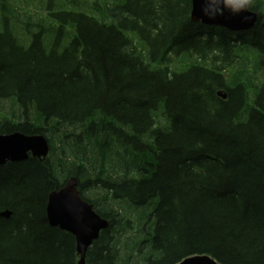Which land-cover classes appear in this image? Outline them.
<instances>
[{
	"label": "trees",
	"instance_id": "16d2710c",
	"mask_svg": "<svg viewBox=\"0 0 264 264\" xmlns=\"http://www.w3.org/2000/svg\"><path fill=\"white\" fill-rule=\"evenodd\" d=\"M46 1L0 0V134L50 144L0 166V264H79L47 215L73 178L110 224L86 264H264V0L241 33L192 0Z\"/></svg>",
	"mask_w": 264,
	"mask_h": 264
},
{
	"label": "water",
	"instance_id": "95a60500",
	"mask_svg": "<svg viewBox=\"0 0 264 264\" xmlns=\"http://www.w3.org/2000/svg\"><path fill=\"white\" fill-rule=\"evenodd\" d=\"M250 0L241 8V0H192L191 19L205 26L225 28L231 32H245L253 29L259 15L249 9ZM219 96L227 99L225 92ZM50 154V144L44 135L28 136L22 133L0 134V166L7 163H20L30 157L40 160ZM78 180L71 179L61 190L49 196L47 215L50 225L60 228L76 238L79 264H86L90 247L108 229L109 222L99 216L93 205L84 201L78 191ZM12 213H0L1 218L9 219ZM179 264H220L209 256L189 257Z\"/></svg>",
	"mask_w": 264,
	"mask_h": 264
},
{
	"label": "rangeland",
	"instance_id": "374dc122",
	"mask_svg": "<svg viewBox=\"0 0 264 264\" xmlns=\"http://www.w3.org/2000/svg\"><path fill=\"white\" fill-rule=\"evenodd\" d=\"M11 2H13L15 4V7L17 8H30V9H43L45 7V5H47V1L46 0H11ZM1 11V8H0ZM32 10L28 13V14H32ZM23 13V12H22ZM258 75H262L260 74V72L258 73ZM260 79L262 82H264V78L260 76ZM251 96L253 97V93L251 94Z\"/></svg>",
	"mask_w": 264,
	"mask_h": 264
},
{
	"label": "clouds",
	"instance_id": "9594fccd",
	"mask_svg": "<svg viewBox=\"0 0 264 264\" xmlns=\"http://www.w3.org/2000/svg\"><path fill=\"white\" fill-rule=\"evenodd\" d=\"M248 3V0H241V8L237 9L236 11H240L243 9V6Z\"/></svg>",
	"mask_w": 264,
	"mask_h": 264
},
{
	"label": "bare ground",
	"instance_id": "6f19581e",
	"mask_svg": "<svg viewBox=\"0 0 264 264\" xmlns=\"http://www.w3.org/2000/svg\"><path fill=\"white\" fill-rule=\"evenodd\" d=\"M50 224V223H49Z\"/></svg>",
	"mask_w": 264,
	"mask_h": 264
}]
</instances>
